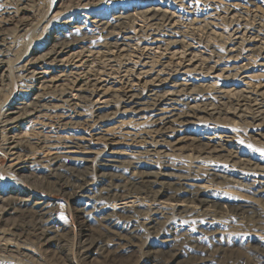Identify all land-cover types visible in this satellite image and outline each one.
I'll list each match as a JSON object with an SVG mask.
<instances>
[{"label":"bare ground","instance_id":"1","mask_svg":"<svg viewBox=\"0 0 264 264\" xmlns=\"http://www.w3.org/2000/svg\"><path fill=\"white\" fill-rule=\"evenodd\" d=\"M229 8L215 0L69 6L53 20L56 36L53 27L41 28L40 53H26L13 65L23 37L15 23L18 10L11 15V9L0 8V93L14 75L24 89L6 103L0 123L12 136L2 147L7 181L61 159L112 167L122 173L116 207L134 205V194L123 191L136 187L176 203H206L210 214L224 220L204 239H176L181 251L168 264L178 258L185 264H264V256L247 254L238 239L264 245V220L240 209L229 214L216 203L242 202L264 216V154L244 146L247 141L264 148V30ZM180 19L209 41L195 48L178 28ZM203 100L221 107H207ZM55 122L62 132H53ZM21 128L24 139H17ZM186 152L194 154L191 160L182 156ZM166 169L188 176L166 175ZM2 201L17 218L0 230V264H66L59 252L66 226L48 237L34 207ZM84 220H93L97 229L80 260L92 255L93 245L104 263L131 248L128 220Z\"/></svg>","mask_w":264,"mask_h":264},{"label":"rangeland","instance_id":"2","mask_svg":"<svg viewBox=\"0 0 264 264\" xmlns=\"http://www.w3.org/2000/svg\"><path fill=\"white\" fill-rule=\"evenodd\" d=\"M114 1L117 0H0V8L14 11L11 15L16 14V10H18L15 23H17L18 35H23L20 41L22 44H19L11 64L18 63L26 53L39 54L37 46L40 38L45 34L44 29L42 34L41 28L44 26L53 27L51 36H56L59 27L53 20L69 6H92ZM215 1L220 2L224 10L230 7V10L234 9L242 17L244 16V23L254 28L261 27L264 30V0ZM179 24L178 28L185 33L188 42L195 48H199L200 44L209 41L201 32L193 28L190 29L186 19H180ZM101 66L108 69L104 64ZM103 73L108 74L111 71ZM13 79L11 78L7 89L0 93V123L4 117L6 105L10 104L12 100H16L17 96L24 95L22 93L24 89L15 75ZM108 83L109 80L105 84ZM202 104L216 109L221 107L217 101L203 100ZM21 130L22 128L15 132L17 139H24V136L19 134ZM52 130L54 133L62 132L58 122L53 124ZM11 137V134L2 131L0 127V230L7 228L17 218V213L7 212V209H4L5 203L2 200L14 199L19 203L34 207L35 218L41 223L42 229L48 237L52 236L55 228L66 226L65 237L59 247V252L66 260V264H168L169 261L174 262L181 251V247L176 245V239H204L217 230L215 223L224 222L220 217H215L208 212L209 208L206 203H176L169 197L159 199L156 195H148L142 191V188L138 190L136 187L125 188L123 191L125 195L128 192L134 194L135 204L128 207H116V203L121 198L119 190L115 189L118 185L123 186L119 179L122 177V173L115 168L96 167L92 163L61 159L44 168L33 167L20 171L17 175L18 180L7 181L9 176L5 168L9 162L3 154L2 147ZM29 142L31 143L32 140ZM244 143L247 144L244 145L245 147L248 146L247 148L254 151L262 150L264 154V148L252 146L247 141ZM24 152L28 154V151ZM188 155L194 156L190 152L182 154L183 157L191 160L192 158ZM47 157L49 156L45 155L44 159ZM162 172L166 175L188 176L186 171L166 169ZM216 183L221 186L225 185L221 181ZM203 200L208 202L207 198ZM160 203H167L168 206L162 207L164 205ZM216 203L221 210L228 211L229 214L235 215L240 209L241 213L249 215L252 220H264V216L260 212L257 210L254 212L242 202L216 201ZM176 204L179 207H175ZM209 205L211 206V204ZM87 216L92 219L107 220L112 224L119 222L120 218L128 220L130 228L125 229V235L126 241L129 243L128 246L131 248L116 251L114 261L104 263L101 255L94 254V252H99V246L93 245L92 255L84 261L80 260L79 253L93 242V236L97 229L93 220L85 222L84 219L88 218ZM238 239L243 242L246 250H249L247 254L257 253L264 256V245L258 241L245 237ZM37 243L33 244L34 249L38 248L39 244ZM37 255L44 259L41 253H37ZM45 259L47 261V257ZM178 259L180 260H177L175 264H185L186 259ZM39 261L41 262V260Z\"/></svg>","mask_w":264,"mask_h":264}]
</instances>
